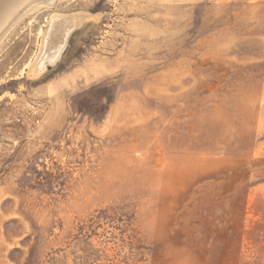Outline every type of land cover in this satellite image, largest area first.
<instances>
[{"label": "rangeland", "instance_id": "374dc122", "mask_svg": "<svg viewBox=\"0 0 264 264\" xmlns=\"http://www.w3.org/2000/svg\"><path fill=\"white\" fill-rule=\"evenodd\" d=\"M47 1L0 41V264H264V0Z\"/></svg>", "mask_w": 264, "mask_h": 264}, {"label": "bare ground", "instance_id": "6f19581e", "mask_svg": "<svg viewBox=\"0 0 264 264\" xmlns=\"http://www.w3.org/2000/svg\"><path fill=\"white\" fill-rule=\"evenodd\" d=\"M39 0H0V41ZM55 0H48L51 4ZM36 70V69H34ZM39 70V69H38Z\"/></svg>", "mask_w": 264, "mask_h": 264}]
</instances>
